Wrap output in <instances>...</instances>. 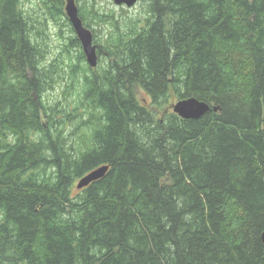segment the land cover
Wrapping results in <instances>:
<instances>
[{
    "label": "trees",
    "instance_id": "16d2710c",
    "mask_svg": "<svg viewBox=\"0 0 264 264\" xmlns=\"http://www.w3.org/2000/svg\"><path fill=\"white\" fill-rule=\"evenodd\" d=\"M43 3L65 15V0ZM146 13L90 10L113 27L115 60L85 76L77 121L47 103L58 68L22 0H0V264H264V0H149ZM191 97L217 111L149 108Z\"/></svg>",
    "mask_w": 264,
    "mask_h": 264
},
{
    "label": "rangeland",
    "instance_id": "374dc122",
    "mask_svg": "<svg viewBox=\"0 0 264 264\" xmlns=\"http://www.w3.org/2000/svg\"><path fill=\"white\" fill-rule=\"evenodd\" d=\"M76 4L78 9H85V15L94 24L93 41L98 48V60L94 68L87 66L85 60L79 59L83 47L80 48L76 44H71L73 42H71L72 37H77V35L76 32L72 31L73 26L66 14L65 6V15L60 16V20L53 19L50 9L45 7L43 0H22V9L30 24L33 41L39 46L42 45V47L46 44L43 64L48 66L56 61L55 66L58 68L56 84L46 90L47 103L51 105L60 103L61 106L67 107L71 111H74V108L77 107L79 111L76 120L81 121L89 115L87 109L81 103L83 98L81 95L82 82L85 76L90 73L102 74L107 69L109 62L115 60V55H111L108 49L110 45H108L106 38L113 31V27L110 24L97 25L95 20L92 19V14H89L90 10L94 9L101 14L114 13L115 19L118 21L137 19L138 17L144 18L147 14L146 9L149 0H140L132 8L117 6L114 0H76ZM89 29L92 30L93 28ZM136 91H138V97L141 101L151 102L150 96L144 90L136 88ZM175 103L176 100L170 99L169 103L167 102L158 107L150 104L149 108L155 110L159 116H163L165 111H173ZM84 106L86 107V103H84ZM68 113L72 114V112ZM70 142L77 144L78 140L74 137ZM78 180L75 185H77Z\"/></svg>",
    "mask_w": 264,
    "mask_h": 264
},
{
    "label": "water",
    "instance_id": "95a60500",
    "mask_svg": "<svg viewBox=\"0 0 264 264\" xmlns=\"http://www.w3.org/2000/svg\"><path fill=\"white\" fill-rule=\"evenodd\" d=\"M140 0H114L117 6L134 7ZM66 12L73 25V28L82 42V46L87 58L88 64L94 68L98 60L97 47L93 41V32L84 26L79 15V9L75 0H66ZM212 108L208 103L198 100L195 97L178 100L173 106V112L183 119H200L207 114ZM109 170V166H102L88 173L78 182V189L89 186L92 182L103 178ZM264 242V233L262 235Z\"/></svg>",
    "mask_w": 264,
    "mask_h": 264
},
{
    "label": "bare ground",
    "instance_id": "6f19581e",
    "mask_svg": "<svg viewBox=\"0 0 264 264\" xmlns=\"http://www.w3.org/2000/svg\"><path fill=\"white\" fill-rule=\"evenodd\" d=\"M76 1V0H75ZM65 4H66V0H65ZM65 11H66V5H65ZM66 14H67V12H66ZM68 16V15H67ZM69 18V17H68ZM70 20V19H69ZM70 23H71V21H70ZM72 24V23H71ZM73 26V25H72ZM85 26V25H84ZM87 28V27H86ZM89 29V28H88ZM91 30V29H90ZM92 31V30H91ZM77 35V34H76ZM78 37V36H77ZM93 39H94V35H93ZM78 40H79V38H78ZM80 41V40H79ZM80 43H81V45H82V42L80 41ZM83 47V46H82ZM97 47V46H96ZM83 51H84V49H83ZM97 51H98V48H97ZM84 54H85V52H84ZM86 56V55H85ZM87 59V58H86Z\"/></svg>",
    "mask_w": 264,
    "mask_h": 264
}]
</instances>
